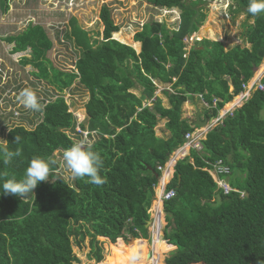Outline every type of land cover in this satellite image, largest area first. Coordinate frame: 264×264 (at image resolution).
Listing matches in <instances>:
<instances>
[{
  "label": "trees",
  "instance_id": "16d2710c",
  "mask_svg": "<svg viewBox=\"0 0 264 264\" xmlns=\"http://www.w3.org/2000/svg\"><path fill=\"white\" fill-rule=\"evenodd\" d=\"M149 1L177 8L179 20L175 28L164 21L145 23L133 36L141 44L139 51L122 43L125 38L105 6L99 14L100 38H92L71 18L65 37L80 52L70 71L55 68L48 59L53 41L41 24L29 22L5 38L13 53L30 50L31 57L22 62L34 67L30 73L37 81L60 94L75 82L87 90L86 117L78 125L89 134L84 139L75 131L76 117L64 96L52 99L45 92L42 110H27L33 127L14 125L5 133V143L21 155L11 165L0 164L3 179L19 180L30 159L56 161L59 151L84 142L103 160L105 183L92 185L87 178L69 183L50 174L22 199L0 194V264H84L73 245L81 247L86 238L97 264H148L146 224L162 175L159 167L184 143V135L197 128L195 119L183 117V105L202 95L209 107H202L199 117L215 118L242 91V83L264 67V16L248 14V0L234 1L238 12L252 19L244 32L250 47L225 48L221 41L203 38L189 49L184 40L203 25L205 0ZM0 9L6 13L7 0H0ZM159 85L167 105L156 93ZM263 109L264 93L253 90L207 131L200 150L191 149L174 165L166 190L175 194L163 204L162 239L175 249L165 264H264ZM6 114L15 117L12 110ZM162 120L163 134L157 135ZM16 134L22 138L18 145L12 143ZM218 159L229 166L226 180L237 191L224 194L206 170ZM58 167L56 161L53 172ZM160 217L158 210V225ZM154 231L151 262L163 264L160 230ZM125 232L135 238L128 244L119 241ZM100 237L108 242V258H99Z\"/></svg>",
  "mask_w": 264,
  "mask_h": 264
},
{
  "label": "rangeland",
  "instance_id": "374dc122",
  "mask_svg": "<svg viewBox=\"0 0 264 264\" xmlns=\"http://www.w3.org/2000/svg\"><path fill=\"white\" fill-rule=\"evenodd\" d=\"M8 10L6 13H2L0 9V75L6 71L5 83L7 87L4 91L12 88L7 94L1 93L0 90V144L5 143V133L8 127L14 125H24L27 128L33 127L27 116V109H25L18 102L13 106H7V102L3 99H16V92L25 87H29L37 93L40 101H44L45 92L49 95V98H55L62 95L66 99L69 105V110L77 117L79 121L83 120L86 116L85 104L89 99L87 90L78 82H75L69 89L63 91V93H57L54 87L50 84H46L45 81H37L32 75L31 71H35L34 67L29 64H23L24 56L30 58V50L20 51L13 53L12 43H8L5 38L17 34L25 29L29 22L34 24H41L50 39L53 41L52 48L48 51L47 57L53 64V66L60 70L70 71L74 68V62L79 55L80 50L76 48L72 41L65 37V32L70 30V19L75 18L77 24L84 30L88 31L92 38H100L103 30L102 22L100 21L99 14L101 8L105 6L114 23L119 27L121 37L125 38V42L118 40L122 43L131 45L136 51H139L141 44L136 43L133 36L136 32L141 30L142 26L150 21H164L169 28H175L179 20V10L177 8L167 9L166 7H159L153 5L149 0H7ZM204 11L206 12V18L200 29L186 38V49H189L195 41L203 38L209 40L221 41L225 48L231 47L234 44H240L245 46V26L252 24V19H246V15L243 12H238L237 5L234 0H205ZM113 36V34H112ZM114 37V36H113ZM115 38V37H114ZM138 44V45H137ZM264 64V59L262 60ZM263 69V68H262ZM256 75V74H255ZM254 75V76H255ZM0 76V79H1ZM4 83V84H5ZM1 84V82H0ZM3 84V85H4ZM2 85V86H3ZM25 86V87H24ZM163 85H159L157 94L162 97L164 105H167L168 100L160 93ZM169 88V87H168ZM1 89V85H0ZM231 89V88H230ZM3 91V92H4ZM134 92L138 95L139 90L135 89ZM238 95L233 97L232 102L237 101ZM200 102V100H199ZM198 102V103H199ZM187 103V102H186ZM183 105V117L189 120L195 119V110L190 108V105ZM233 103H227L219 113H223L227 109L231 108ZM202 106L201 103L198 104ZM233 106V105H232ZM201 108V107H200ZM13 110V114L18 118H7V112ZM35 113V112H34ZM26 114V115H25ZM5 116V119L3 120ZM261 118L264 119V109L260 112ZM24 116V117H23ZM27 116V117H26ZM80 118V119H79ZM28 120V121H27ZM204 120V119H203ZM162 120L156 128V134H163ZM214 123L212 120H208L206 126H197L196 132L203 131L210 128ZM213 127V126H212ZM211 127V128H212ZM68 132V131H67ZM73 131L68 134L73 135ZM62 151H59L55 157L59 162V167L55 173L57 176H62L69 183H72V177L70 173L62 166ZM176 151L171 154L168 160H172ZM167 165V164H166ZM165 165V167H166ZM164 172V170H163ZM172 170H170V175ZM168 181V179L166 180ZM161 191L160 187L155 189L156 195H159ZM155 203V199L152 201ZM158 209L149 208V214L156 215ZM160 217V235L158 241L160 242L159 248L162 254V263L165 264V259L173 251V246L166 244L162 239V228L165 225L164 211ZM150 214V216H151ZM154 222L147 227L148 238L146 239L148 248V264H152L155 260V247H154V230L157 225L156 216H153ZM164 217V219H163ZM98 238L97 247H100L99 258H108L109 249L106 246V238ZM130 235L125 232L123 238L119 239L120 242L128 244ZM73 252L84 264H97V257L95 251H92L89 245V238H86L81 247L73 245ZM150 255V256H149ZM91 259V260H90ZM152 261V262H151Z\"/></svg>",
  "mask_w": 264,
  "mask_h": 264
},
{
  "label": "clouds",
  "instance_id": "9594fccd",
  "mask_svg": "<svg viewBox=\"0 0 264 264\" xmlns=\"http://www.w3.org/2000/svg\"><path fill=\"white\" fill-rule=\"evenodd\" d=\"M247 13L253 17L264 16V0H248ZM256 74V73H255ZM254 77V76H253ZM17 102L25 109L39 112L43 105L35 90L25 87L21 89L16 97ZM8 131H13L8 127ZM21 136H15L13 144L21 143ZM21 155L18 149L11 150L8 144H0V164L11 165L13 160ZM63 167L70 173L73 180L86 179L92 185H102L105 179L100 175L103 168V160L94 150L93 145L84 142L73 144L62 153ZM56 164L53 159L34 157L28 161L23 178L3 179L4 173H0V194L11 195L22 199L34 192L41 182L47 181L53 172L52 166ZM174 167L172 169V175ZM62 177V176H59ZM163 177L161 175L160 179ZM63 178V177H62ZM172 178V177H171Z\"/></svg>",
  "mask_w": 264,
  "mask_h": 264
},
{
  "label": "built area",
  "instance_id": "2783aa9c",
  "mask_svg": "<svg viewBox=\"0 0 264 264\" xmlns=\"http://www.w3.org/2000/svg\"><path fill=\"white\" fill-rule=\"evenodd\" d=\"M184 41L186 43V39ZM263 76H264V72L259 74L257 77L255 75L250 80H248L246 83H242V85H241L242 91L238 94L237 101H235V102L230 101L231 103H233L232 104L233 106L231 105V108L227 109L223 113H218L217 117L211 118L210 120H212V122L214 123L212 126L214 127L216 124H218L222 120V118H224L226 116V114H231L233 109L241 106L242 103L250 96V93L253 90H259V91L264 93V84L261 82V79ZM199 100H200V103L202 104V107H209L207 102L203 99L202 95H199ZM215 103H216V100L214 99L213 100V106L215 105ZM19 115H20V113H19ZM19 115L17 117L14 115L15 116L14 118H18ZM76 121H77V124L75 126V131L77 133L81 134L84 139L88 138L89 132L87 130H82L80 128V126L78 125L82 120L79 121L76 117ZM211 127L207 128L205 130V132H204V130L200 131V132H196V131H198L196 128L193 131L187 132L184 135V143L176 150L175 154L178 155V158L173 162L172 166H170L171 161L168 160L166 162L167 165L165 164L166 167H165V165L163 167H161V166L159 167V170H161L163 177L161 179H159V182H158L157 186L155 187V189L157 187L161 188L159 196H158V198L154 204L156 209L159 210V208H160L161 211H163L164 202L171 199L175 194L174 189L166 190V184L169 182V180L171 178H169L168 181L163 183L164 176L165 175L168 176L170 170L173 169L176 162L179 159L186 156L191 149H195V150L201 149V140L204 139L205 134L207 133L208 130L211 129ZM163 170H164V172H163ZM206 170L209 172V174L212 176L214 182L217 184V188L222 190L224 194H228L230 191L236 190V189H233L226 180V176L229 174L230 168L221 159H218V160L214 161L213 163H211V166ZM155 208H153V209H155ZM158 210L156 212V215H153V216H156V220H157ZM153 216H150L152 223L154 222ZM154 228L159 229L161 227H160V225L157 224V225H155Z\"/></svg>",
  "mask_w": 264,
  "mask_h": 264
},
{
  "label": "crops",
  "instance_id": "0c3cea01",
  "mask_svg": "<svg viewBox=\"0 0 264 264\" xmlns=\"http://www.w3.org/2000/svg\"><path fill=\"white\" fill-rule=\"evenodd\" d=\"M245 46H247V47H250V44H248V43H246V45ZM1 69V68H0ZM5 73H6V71H4V73L2 74L3 76H1V79H0V82H1V93H3V94H7V92H10L11 90H13L12 88H10V89H8L7 91H4L5 89H6V87H7V82L5 83ZM7 77V76H6ZM5 83V84H4ZM4 84V85H3ZM3 85V86H2ZM4 91V92H3ZM15 92H16V95H17V93H19V89L18 90H14ZM17 97V96H16ZM199 101H198V99H194L193 101H187V105H190V108H193L194 110H195V114H196V112L199 110V116H200V114H201V112H200V109H202V106H199L198 104L200 103H198ZM17 103V100L16 99H7V106H10V107H13L15 104ZM13 105V106H12ZM201 107V108H200ZM86 114V113H85ZM86 117V116H85ZM200 120L201 121H203V118L202 117H200ZM83 121V120H82ZM172 177V173H171V175H170V172H169V174H168V176H167V179L169 180V178H171ZM158 196L159 195H156V192H155V201L157 200V198H158ZM155 203H151V208H155V205H154ZM154 214H151V216H153ZM163 219H164V217H163ZM159 230H161V228H159ZM175 249V247H173V250Z\"/></svg>",
  "mask_w": 264,
  "mask_h": 264
},
{
  "label": "water",
  "instance_id": "95a60500",
  "mask_svg": "<svg viewBox=\"0 0 264 264\" xmlns=\"http://www.w3.org/2000/svg\"><path fill=\"white\" fill-rule=\"evenodd\" d=\"M207 123H208V120H206V119L203 120V121L200 120V117H199V110H198V111L196 112V114H195V122H194V124L197 125V126H199V127H203V126H206ZM150 224H151V219L148 220V223L146 224V227H148ZM134 239H135V238L131 237L128 241L131 242V241L134 240ZM149 256H150V255H149Z\"/></svg>",
  "mask_w": 264,
  "mask_h": 264
},
{
  "label": "bare ground",
  "instance_id": "6f19581e",
  "mask_svg": "<svg viewBox=\"0 0 264 264\" xmlns=\"http://www.w3.org/2000/svg\"><path fill=\"white\" fill-rule=\"evenodd\" d=\"M263 72H264V67H263L262 70L256 72V77H257L259 74L263 73ZM79 119H80V118H79ZM177 158H178V155L175 154V155L173 156L172 160H171L170 166H172L173 162H174ZM166 180H167V175L164 176V178H163V183L166 182Z\"/></svg>",
  "mask_w": 264,
  "mask_h": 264
}]
</instances>
